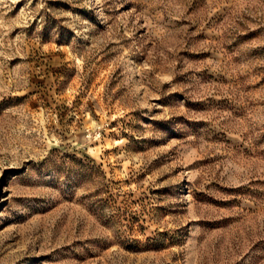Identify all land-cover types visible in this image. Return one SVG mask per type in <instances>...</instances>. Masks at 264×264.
<instances>
[{
    "label": "rangeland",
    "instance_id": "obj_1",
    "mask_svg": "<svg viewBox=\"0 0 264 264\" xmlns=\"http://www.w3.org/2000/svg\"><path fill=\"white\" fill-rule=\"evenodd\" d=\"M0 264H264V0H0Z\"/></svg>",
    "mask_w": 264,
    "mask_h": 264
}]
</instances>
